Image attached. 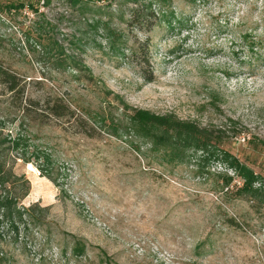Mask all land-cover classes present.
Returning a JSON list of instances; mask_svg holds the SVG:
<instances>
[{"label": "rangeland", "instance_id": "1", "mask_svg": "<svg viewBox=\"0 0 264 264\" xmlns=\"http://www.w3.org/2000/svg\"><path fill=\"white\" fill-rule=\"evenodd\" d=\"M28 1L41 17L29 9L0 16V61L21 78L25 96L69 102L92 137L74 119H23L0 85L4 133L21 134L48 157L60 184L17 161L30 183L23 204L50 207L17 264H264V206L226 201L223 165L178 163L127 128L130 108L195 123L264 179V0H160L149 32L131 25V3ZM43 19L88 72L35 43L34 23ZM226 216L244 225L229 228Z\"/></svg>", "mask_w": 264, "mask_h": 264}, {"label": "trees", "instance_id": "2", "mask_svg": "<svg viewBox=\"0 0 264 264\" xmlns=\"http://www.w3.org/2000/svg\"><path fill=\"white\" fill-rule=\"evenodd\" d=\"M72 6L87 7L92 1L96 3L101 0H66ZM106 5H111L112 0H104ZM116 1V0H114ZM160 0H119L120 4H133L131 25L146 32L152 30L157 23L156 12L153 4ZM38 4L40 0L36 1ZM50 0H43L42 5H48ZM119 4V5H120ZM105 8L99 6L98 9ZM24 9H29L35 17H41L38 8L33 2L24 0H0V16L6 20L15 18L22 14ZM97 9V8H96ZM159 15V14H158ZM163 15V14H162ZM174 18L173 12H170ZM35 43L47 48L46 51L56 53L59 62L76 72L88 70L81 62L75 61L73 54H66L61 49L62 44L50 34L54 31L52 25L45 21L35 22ZM251 35H243V40L248 49L254 55L256 42ZM260 49L263 48L259 45ZM60 49V50H59ZM56 55V56H57ZM259 56L254 57L258 62ZM89 79L91 76L89 75ZM21 78L9 67L0 61V85L11 94V98L18 102L23 119H30L40 125H46L52 119L70 120L74 119L76 124L83 128L85 135L92 137L86 132L85 127L90 130L88 121L80 112L71 107V104L62 97L49 98L44 102L34 100L25 96V86H22ZM128 109V108H126ZM128 129L136 136L145 137L150 140L152 149L164 152L170 159L183 163L186 159L197 160L198 170L203 169L204 162L214 165L221 164L226 172L219 174L222 186L221 192L227 200H243L250 204V208L258 209L264 206V179L258 172L240 161L239 158L221 148L222 142L213 131L200 127L195 123L184 122L173 116H159L149 111L130 108L127 110ZM240 133V132H239ZM264 147V140L259 141ZM43 153L29 149L26 140L21 134L10 137L5 134L0 125V264H17L16 252L26 251L27 242L33 237V231L40 230L46 223L50 213V207H43L39 202L25 206L23 201L30 193V183L25 174L17 173L16 163L25 166L32 164L40 176L46 177L59 187L58 178L54 174L53 167L48 157H42ZM228 171L232 175L228 174ZM238 179L239 184H234ZM64 193V192H63ZM224 223L234 230L242 228L236 218L226 216ZM83 248L76 244L74 252L80 254Z\"/></svg>", "mask_w": 264, "mask_h": 264}]
</instances>
